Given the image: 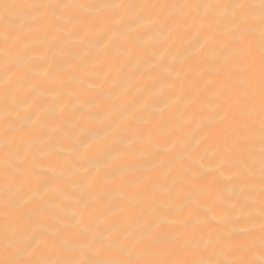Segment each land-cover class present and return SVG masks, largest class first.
<instances>
[{"label":"bare ground","instance_id":"6f19581e","mask_svg":"<svg viewBox=\"0 0 264 264\" xmlns=\"http://www.w3.org/2000/svg\"><path fill=\"white\" fill-rule=\"evenodd\" d=\"M0 264H264L261 0H0Z\"/></svg>","mask_w":264,"mask_h":264},{"label":"snow or ice","instance_id":"6c2138e0","mask_svg":"<svg viewBox=\"0 0 264 264\" xmlns=\"http://www.w3.org/2000/svg\"><path fill=\"white\" fill-rule=\"evenodd\" d=\"M261 6L264 7V0H261Z\"/></svg>","mask_w":264,"mask_h":264}]
</instances>
